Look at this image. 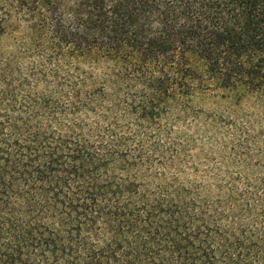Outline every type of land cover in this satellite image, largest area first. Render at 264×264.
Masks as SVG:
<instances>
[{
  "label": "trees",
  "instance_id": "1",
  "mask_svg": "<svg viewBox=\"0 0 264 264\" xmlns=\"http://www.w3.org/2000/svg\"><path fill=\"white\" fill-rule=\"evenodd\" d=\"M14 15L40 48L0 75V264H264V174L169 182L163 143L196 91L264 98V0H0V38Z\"/></svg>",
  "mask_w": 264,
  "mask_h": 264
},
{
  "label": "rangeland",
  "instance_id": "2",
  "mask_svg": "<svg viewBox=\"0 0 264 264\" xmlns=\"http://www.w3.org/2000/svg\"><path fill=\"white\" fill-rule=\"evenodd\" d=\"M10 24L12 26L0 38V75L7 67H16L22 59L27 62L39 60L36 50L40 47L34 45L35 36L27 24L15 15ZM64 68L69 70L67 66ZM108 68V63L103 61L74 59L71 73L74 76L78 71L86 70L104 77L110 72ZM49 80V88H58L52 77ZM36 91L38 89H34ZM57 93L61 96L63 92L57 90ZM63 94L66 99L67 93ZM190 106L191 113L174 111L164 121L166 137L163 143L171 148L166 156L169 159L173 156L165 171L169 182H174L175 174H180L181 182L194 185L201 180L200 176L215 180L224 174L247 177L264 174V168L260 172L247 168L264 161V142L256 138L259 122L264 124V98L248 95L236 102L231 93L211 85L205 93L196 91L190 99ZM247 127L250 133H242ZM146 138L148 143L156 142L153 134ZM245 142L249 144L246 150L239 146ZM161 172L158 167L153 168L151 174L155 181L162 178Z\"/></svg>",
  "mask_w": 264,
  "mask_h": 264
}]
</instances>
